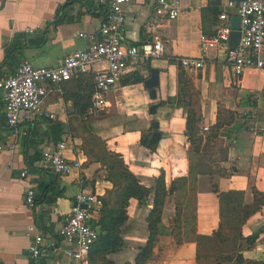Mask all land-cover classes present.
I'll return each instance as SVG.
<instances>
[{
    "label": "crops",
    "instance_id": "crops-1",
    "mask_svg": "<svg viewBox=\"0 0 264 264\" xmlns=\"http://www.w3.org/2000/svg\"><path fill=\"white\" fill-rule=\"evenodd\" d=\"M154 2L129 0L122 6L123 37L126 45L157 38L164 46L162 56L156 59L140 57L139 63L122 75L108 94L107 115L89 126L97 134L110 135L105 142L107 151L121 156L140 185L152 187L158 172L162 171L167 188L171 181L187 177L188 173L189 144L184 136L185 113L179 93L182 80H178V73L187 78L186 85L196 94L194 110L201 118L199 127L206 126L210 130L218 110L233 112L234 124H240L241 117L247 116V129L231 136L230 143L225 134L230 135L231 125L220 128L218 136L204 149H210L215 143L216 153L223 154L214 164L226 176L210 174L209 163H202L200 159L197 163L191 238L182 239V245L176 246L170 237L161 236L157 243L164 245L162 257H169L160 264H194L195 237H209L220 223L233 222L248 213L238 228L242 238L240 244L243 239L258 234L254 243L240 252L244 259L264 261V70L248 69L236 81L221 54L214 50L206 51L203 56L200 54V37L214 34L217 15L224 10L228 17L234 16L232 10L222 8L223 0H180L176 19L147 33L145 23ZM106 15L107 8L93 0H0V75L11 73L21 62L35 68L56 66L64 55L83 49L87 37L97 35ZM79 34L84 38L78 37ZM183 57H202L204 66L196 72L184 71L178 65ZM150 70H155L158 76L153 100L148 98V90L142 85ZM137 77L140 83L134 84ZM90 78L89 73L61 84L60 94L54 91L43 100L41 114L28 129L27 136L18 137L11 153L0 152V264L31 263L28 247L34 235L42 238L39 264H76L62 255L63 243L57 235L62 218L69 212L73 196L79 190L103 196L111 185L90 180L84 155L72 148L70 142L64 157L82 159L83 187L78 188L72 176L58 180L48 172L33 169L32 163L40 152L68 139L66 128L82 107L81 102H76L77 98L88 90L92 92ZM249 96L255 97L254 109L247 102ZM151 104H157V108L149 115L147 108ZM113 105L115 112L108 113ZM87 107L88 104L82 116L87 113ZM48 113L53 114L54 120L44 116ZM128 116L133 117L138 129L124 130L127 127L124 118ZM150 116L157 123L156 131L160 134L152 151L139 142L141 136L148 133L152 121L146 118ZM56 124L61 128L60 135L54 130ZM26 128L24 123L17 126L18 131ZM9 141L0 98V144ZM201 146L203 149V141ZM22 173L24 177L21 178ZM28 189L32 190L35 201L32 209L24 204ZM254 192L260 195L255 196V201L260 202L257 209H254ZM172 197L173 194L168 196L163 204L161 225L165 226L174 216ZM150 206L151 196L141 207L133 199L128 201L123 248L107 256L113 264L132 263L137 249L144 245L147 237L145 217ZM29 227L34 231L28 232Z\"/></svg>",
    "mask_w": 264,
    "mask_h": 264
},
{
    "label": "built area",
    "instance_id": "built-area-1",
    "mask_svg": "<svg viewBox=\"0 0 264 264\" xmlns=\"http://www.w3.org/2000/svg\"><path fill=\"white\" fill-rule=\"evenodd\" d=\"M99 6L107 8L106 18L101 22L96 36L87 37L81 50L64 55L54 67H32L21 62L11 73L0 75V98L3 117L9 130L10 141L0 144V152L11 153L18 137H26L27 131L41 114L43 100L52 92L60 94L61 84L75 80L82 75H91L92 92L89 96L86 115L97 117L108 107L107 96L114 90L119 78L139 63V58L156 59L162 56L163 44L157 38L146 39L138 45L124 43V16L122 6L129 0H93ZM223 9H230L239 19L238 43L228 48L230 33L229 17L222 10L217 15L215 32L211 36H201L199 51L214 50L221 54L229 72L236 81L248 69L264 70V0H223ZM180 10V0H155L145 23L147 33L159 25L172 22ZM31 33L30 30H25ZM78 37L84 38L82 34ZM95 65H102L94 70ZM178 65L184 71L196 72L204 66L202 57H183ZM54 120L51 113L44 114ZM20 123L26 125L24 131H18ZM208 132L206 126L199 127V135ZM65 139L54 144L50 150L40 152L32 163V168L48 172L60 180L72 176L78 188L83 187L85 172L80 157L68 160L64 152L69 149ZM24 177V173L20 174ZM1 194V188H0ZM24 204L28 209L34 207L33 192L26 190ZM84 208H80V206ZM101 209V196L79 190L70 204L69 212L63 216L57 232L63 243L62 255L76 264H89L88 252L96 241L95 222ZM28 232L34 231L32 227ZM42 238L34 235L28 247V264H39L42 253Z\"/></svg>",
    "mask_w": 264,
    "mask_h": 264
},
{
    "label": "trees",
    "instance_id": "trees-1",
    "mask_svg": "<svg viewBox=\"0 0 264 264\" xmlns=\"http://www.w3.org/2000/svg\"><path fill=\"white\" fill-rule=\"evenodd\" d=\"M182 73H178V80L181 82ZM91 79V78H90ZM134 84L140 83L139 78L133 80ZM182 87L180 88V105L183 106L185 119H184V136L187 143L189 144L188 152V173L187 177L178 178L170 182L166 188L164 183L163 172L159 171L158 176L153 181V186L146 188L139 184L134 175L128 170L127 166L123 163L120 155L111 154L117 160L114 164H111L108 168L110 172V179L107 182L111 185L110 195L112 202L110 206H107L101 196V209L99 212L98 219L95 222V228L98 229L99 234L97 235L96 241L91 246L87 261L89 264H113L107 259V256L119 252L123 248L122 230L121 227L127 219L126 208L128 201L133 199L137 202L138 207L144 206L149 196H151V206L145 217L147 237L144 245L137 249V253L132 263L123 264H146L153 257V250L157 242L158 236L163 235V228L160 223L162 207L165 199L174 195L178 191L184 189L188 179L192 181L194 190L196 165L191 163L190 153L197 154L200 152L199 147L202 141L204 142L203 151L207 145L218 136V130L220 128L228 127L231 125L230 135L225 134L226 140L230 143L231 136H235L238 132L246 130V118L247 116L241 117L240 124H234V113L225 110H218L216 122L206 136L199 135V123L200 115L196 110L192 109L190 104L182 103V93L184 92L183 86H186L188 81H183ZM91 90H88L81 98H77L76 102H81V109L77 111V117L83 115V110L88 104L89 95ZM264 96V93L262 94ZM247 102L254 109L256 106L255 97L249 96ZM249 117V116H248ZM56 135H60L61 128L56 124ZM28 133V131H27ZM140 145L145 147L149 151H152L153 147H147L146 142L140 139ZM209 147V146H208ZM108 153V154H106ZM105 155L110 156L109 152L106 151ZM209 173H217L221 176L226 174L220 170H209ZM214 189V188H213ZM109 193V192H107ZM255 196H260L254 192V209H257L258 202L255 201ZM194 201V195H193ZM35 202V201H34ZM260 203V202H259ZM174 216L170 221L172 229L175 234L171 232V237L175 245H180L181 237V223L187 222L186 220H179V211L176 202L174 203ZM194 208V205H193ZM248 213H243L242 216L238 217L231 223H220L216 232L209 237H195V264H264V261H251L244 259L240 251L248 249L256 240L257 233L243 239V244H240L242 238L239 235L238 228ZM194 216L192 215V223ZM227 230V234H223ZM193 233V227L192 231ZM228 234H232L233 237L227 238ZM231 239V240H230ZM232 244V245H231ZM228 245H231V249H227ZM229 250V251H228Z\"/></svg>",
    "mask_w": 264,
    "mask_h": 264
},
{
    "label": "rangeland",
    "instance_id": "rangeland-1",
    "mask_svg": "<svg viewBox=\"0 0 264 264\" xmlns=\"http://www.w3.org/2000/svg\"><path fill=\"white\" fill-rule=\"evenodd\" d=\"M181 80L182 82L183 81L185 82L187 81V78L183 76L182 74ZM183 89H184V92L182 93V97H183L182 103H185V104L188 103L190 104L192 109H195L196 102H197V97H196L195 92L188 85L183 86ZM110 112H115L114 105L111 106V108L109 109L108 113ZM105 115H107V113L103 112L99 116L93 118V117H88L85 113L84 116L74 117L69 122V125L66 128V132H65V134L67 135L68 141L72 143L71 144L72 148H76L84 155L86 159V165L88 167L87 173L89 175L90 180L92 181L107 182V180L111 178L108 168L111 164H114L117 161L115 157L111 155V154L114 155V153L107 151V148H106L105 142H106V139L110 137V135L104 136L102 134H97L93 132L92 128L89 126V123L101 117H104ZM124 119L127 121V127L124 128V130H132L136 128L138 129V127L134 125V122H133L134 119L132 116L125 117ZM146 119L150 121L154 120L153 116H150L149 118L147 117ZM150 131H151V128L148 129L147 131L148 133H144L141 136L142 141L144 142L147 141V137ZM201 147H199V150H200L199 153L189 154L191 163H194L197 166V163L200 162L201 160L202 163H205V162L209 163L210 166L212 167L211 168L212 170H217L218 167L216 164H214V161L215 160L217 161L218 158H221V155L223 153L222 152L216 153L214 149V147H216L215 143L213 146H210V149H207L205 151H203ZM106 151L110 153L109 154L110 156L105 155ZM110 190H111V187L108 191L105 192V194L102 197L103 201L106 203L107 206H110L112 202ZM193 195H194V190L192 186V181L188 179V181L185 184L184 189L180 190V186H179L178 191H176V193L172 197L173 198L172 200L174 201V203L176 202L177 204V208L179 211V220L181 219V220L187 221L185 223H181L183 227H181L180 241L182 239L187 240L191 238L190 235L192 234L191 231H192V215H193L192 212H193V205H194ZM167 201H170V199L168 198ZM170 221L171 219L170 220L168 219L167 223H165V226L161 225L163 228V235L161 236L169 237L168 235H170L171 232L173 233L172 235L175 234L174 229H172V225H170ZM123 229L124 227L122 225L121 227L122 232H123ZM223 234H227V230L224 231ZM161 236H158V237H161ZM231 237H233L232 234L227 235V238H231ZM157 242H158V239H157ZM157 242L153 250V257L150 260L151 261L150 264H160L161 261H164V259H169V257H162L164 245L162 243L158 244ZM180 245H182V242L180 243ZM231 245H228L227 249H231L232 247Z\"/></svg>",
    "mask_w": 264,
    "mask_h": 264
},
{
    "label": "water",
    "instance_id": "water-1",
    "mask_svg": "<svg viewBox=\"0 0 264 264\" xmlns=\"http://www.w3.org/2000/svg\"><path fill=\"white\" fill-rule=\"evenodd\" d=\"M229 27H230V33H229V39H228V48L231 50L233 47H235L238 43L239 39V19L236 16L229 17ZM157 72L155 70H150L149 75L146 79L142 81V85L145 89L148 90V98L150 100L154 99V87L158 84V78H157ZM157 108V104H151L147 108V112L149 115L154 114L155 110ZM157 123L155 121L150 122L149 127L153 130L147 140L146 146L147 147H155L158 143L160 134L156 131ZM80 208H84V206H80ZM96 234H99L98 229H96Z\"/></svg>",
    "mask_w": 264,
    "mask_h": 264
}]
</instances>
